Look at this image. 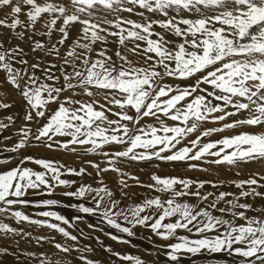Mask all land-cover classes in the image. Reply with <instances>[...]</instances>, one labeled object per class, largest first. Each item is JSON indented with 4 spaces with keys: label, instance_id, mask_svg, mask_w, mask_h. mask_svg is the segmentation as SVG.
<instances>
[{
    "label": "snow or ice",
    "instance_id": "obj_1",
    "mask_svg": "<svg viewBox=\"0 0 264 264\" xmlns=\"http://www.w3.org/2000/svg\"><path fill=\"white\" fill-rule=\"evenodd\" d=\"M217 254L264 264V0H0V264Z\"/></svg>",
    "mask_w": 264,
    "mask_h": 264
},
{
    "label": "bare ground",
    "instance_id": "obj_2",
    "mask_svg": "<svg viewBox=\"0 0 264 264\" xmlns=\"http://www.w3.org/2000/svg\"><path fill=\"white\" fill-rule=\"evenodd\" d=\"M29 154H42V155H46V156H54L56 159L58 160H61L63 161L64 163L66 164H72L76 167H79L80 166V163H76L74 162V160H76L75 158L72 159L70 158L69 156H66L64 155L63 153H49L47 152L46 150L44 149H29L28 150ZM133 171V169H132ZM136 173H138L139 171H135ZM161 174H184V175H189V176H200V178H205V175L202 174V173H197V172H189V173H183L181 170H177L176 172H173L172 169L170 168H167V169H163L162 173ZM230 174V173H229ZM228 174V175H229ZM139 175L141 176L142 179H145L146 176L148 175V172H144V173H140L139 172ZM231 175V174H230ZM107 176V175H106ZM113 177V176H112ZM106 178V177H105ZM109 178V177H107ZM111 178V177H110ZM109 178V179H110ZM221 179H230L231 176L229 178H226V177H223L221 176L220 177ZM109 179H105L106 182L108 183H113L111 180ZM114 181V179H112ZM88 182H92L91 181V178H89V181ZM55 198L57 199H60V200H63L65 202L68 201L69 198H66V197H63L61 194H60V191L58 190L56 195H55ZM257 206H260L259 204ZM59 211L64 214L65 216H70L74 213V210L72 209H59ZM91 222L95 223L96 222V219L93 217V218H90ZM94 235H100L102 239H104L105 243L107 244H112L113 247L116 249V250H119V251H122V252H127V253H131V254H141L143 255V249L145 247H150V245L147 244V241H141V240H134L133 242L138 244L139 245V248L138 249H134V248H131L129 246H126V245H117L115 244L114 242H112L111 240H109L107 237H104L102 235V233H94ZM145 235H147V233H145ZM158 243H160V241H157ZM25 247H28L27 245H24ZM98 253H99V249H98ZM94 258H97V259H107L106 256H104L103 253H99L96 257ZM212 258H219V259H227V257H223V256H220V255H217V257H192L190 259H186L183 261V264H191V260H196L197 263H202V264H207V260L208 259H212ZM148 259H152V257H148ZM160 264H163V260H164V257H160ZM189 260V261H188Z\"/></svg>",
    "mask_w": 264,
    "mask_h": 264
},
{
    "label": "rangeland",
    "instance_id": "obj_3",
    "mask_svg": "<svg viewBox=\"0 0 264 264\" xmlns=\"http://www.w3.org/2000/svg\"><path fill=\"white\" fill-rule=\"evenodd\" d=\"M65 155V154H64ZM66 156H69L70 158H72V159H74L75 157L74 156H71V155H66ZM76 159V158H75ZM74 162H76V163H80L77 159L76 160H74ZM168 167H165L164 169H167ZM133 171L135 172L136 170L138 171V169H137V167L136 166H134L133 168ZM146 172V171H145ZM140 173H144V172H140ZM138 175H139V172L137 173ZM229 173H227V172H225L222 176L223 177H226V178H229L231 175L229 174ZM107 176H105L106 178L105 179H109L110 177V179L109 180H111L112 182H114L112 179H114V175L113 174H106ZM113 176V177H112ZM107 177H109V178H107ZM217 255H219V254H217ZM201 257H206V256H201ZM189 261V260H188ZM197 264H202V263H197Z\"/></svg>",
    "mask_w": 264,
    "mask_h": 264
}]
</instances>
